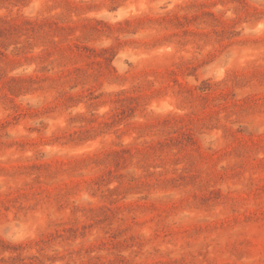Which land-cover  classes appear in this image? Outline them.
<instances>
[{
    "label": "rangeland",
    "instance_id": "374dc122",
    "mask_svg": "<svg viewBox=\"0 0 264 264\" xmlns=\"http://www.w3.org/2000/svg\"><path fill=\"white\" fill-rule=\"evenodd\" d=\"M0 264H264V0H0Z\"/></svg>",
    "mask_w": 264,
    "mask_h": 264
}]
</instances>
